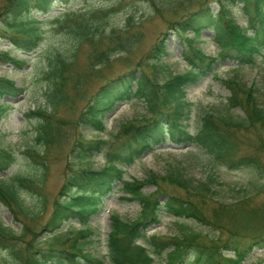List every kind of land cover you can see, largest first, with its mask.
Instances as JSON below:
<instances>
[{"label": "rangeland", "instance_id": "obj_1", "mask_svg": "<svg viewBox=\"0 0 264 264\" xmlns=\"http://www.w3.org/2000/svg\"><path fill=\"white\" fill-rule=\"evenodd\" d=\"M52 1V11L47 15L41 14V19H47L39 23L44 37L40 47L34 51H25L13 45L9 35L2 32L0 21V53L8 52L10 56L22 60L20 66L0 60V79L14 81L17 87L22 88L18 95L0 97L1 102L9 104L5 107L0 121V147L9 150L15 157V163L10 169L0 173V185L16 184L25 210L18 209L16 216L0 199V220L17 236L9 245L12 243L11 246L23 254L32 248H43L45 242L50 241L55 234L45 229V226L52 215L55 202L61 196L62 186L73 169H101L107 165L108 149L96 152L92 157L80 159L71 152L75 143L82 139L115 140L111 148L114 152V148H118L125 140L123 136L117 139L125 124L152 116L147 104L139 99L119 100L105 113V130H95L82 123L80 115L94 101L96 92L110 79L136 67L144 68L152 78L161 83L172 74L189 71L191 66L184 56L186 51H191L190 44L175 29L174 22L206 2L210 3L215 12L220 5L216 0H167L166 3L155 0L156 6H159V10H156L152 0ZM244 5L236 2L229 7L230 17L243 25L247 22L249 12L255 8V1L251 0L249 10ZM74 7L112 10V18L109 20L112 25L106 27L107 32L114 27L119 31L116 28L122 27L129 14H132L137 22L136 26L129 28L127 33L122 31L121 36L116 35V40L125 39L130 36L129 33H134L136 38L131 37L133 47L129 50L106 40L97 47V51L91 45H80L77 50L75 79L69 81L64 93L66 99L53 113L54 105L48 98L49 88L45 75L47 55L49 50L68 51L76 47V34L70 33L67 27L57 26L58 17L67 8ZM187 36L193 38L191 32ZM160 39H165L168 55L160 62H155L157 64L154 67L146 58ZM191 45L203 56L217 58L218 61L214 71L187 88L192 112L185 123L191 133L200 129L205 112L230 115L235 120H241L245 116L241 106L227 109L228 97L231 95L228 79L237 78L246 89L251 88L253 97L264 108V51L256 57L254 63L239 65L233 58L222 57L215 33L209 28H205L202 35L195 38ZM106 53L108 62L98 64L101 54ZM93 61L95 64L91 68ZM39 108L52 114L55 127L59 128L55 134L57 141L54 145H44L37 140L38 125L43 118L33 111ZM229 132L237 143V155H256L264 167V128L230 129ZM150 172L165 177L159 182L162 192L192 196L200 199L199 201L203 199V209L211 219L213 207L220 211L218 224L222 225V229L219 231L215 226L204 225L190 218L175 217L162 211L158 223L146 224L149 226L146 228L147 236L160 239L191 237L193 240H185V245L191 244L192 247L186 252L184 262L193 259L201 248L211 245L212 241L222 247L228 238L235 237L240 241L241 248L247 247L248 251L246 257L235 264H264V246L252 239L256 235L264 238V173L259 175L251 167L231 168L216 162L196 144H177L172 141L156 146L134 163L124 167V177L129 181L147 178ZM171 174H179L186 182V188L171 183ZM17 176L28 179L27 183L32 180L31 187L19 185L16 182ZM142 190L152 200L157 186L149 183L143 185ZM244 195L246 199H242ZM246 200L249 203L241 204L247 206L246 208L230 215L237 201L244 203ZM113 216L129 222L142 217V203L122 190L121 184L103 198L101 207L90 217V226L72 219L65 222L56 234L61 243L68 239L62 247L70 248L76 242L84 252L112 263L109 234ZM136 242L145 245L143 240ZM9 248L0 246V264H20L19 259L11 255ZM222 248L226 258L235 259L234 252ZM165 256L166 254L156 257L153 264H166ZM231 260L223 264H234Z\"/></svg>", "mask_w": 264, "mask_h": 264}, {"label": "trees", "instance_id": "obj_2", "mask_svg": "<svg viewBox=\"0 0 264 264\" xmlns=\"http://www.w3.org/2000/svg\"><path fill=\"white\" fill-rule=\"evenodd\" d=\"M161 1L167 2V0ZM216 1L220 4L217 12L213 10L209 2H206L197 10L174 22L175 29L190 44L191 51H186L184 56L191 66L189 71L172 74L161 83L152 78L144 68L130 69L104 83L96 92L94 101H91L81 112L80 121L99 131L105 130V113L111 110L119 100L139 99L147 104L148 111L152 114L150 118L144 117L139 121L125 124L120 131V136L117 137L119 139L123 136L125 140L118 148H114V152L111 148L115 140L82 139L75 143L71 152L80 159L92 157L94 153L108 149L107 165L101 169H73L62 186L61 196L55 202L52 215L45 226V229L55 234L65 222L72 219H77L83 225L90 226V217L101 207L103 198L113 192L118 184H121L122 190L130 193L133 198L142 203V217L129 222L113 216L112 230L109 234L112 263L84 252L76 242L70 248L62 247L68 239L61 243L57 234H54L50 241H46L43 248H32L23 254L17 248L12 247V243L9 245L11 240L17 236L0 220V246L10 247L11 255L19 259L20 264H47L48 262L56 264H153L156 257H162L163 254H166V264H223L231 259L224 256L222 247L234 252L235 259L231 260L234 264L246 257L247 247L242 249L240 241L233 237L228 238L222 247L212 241L211 245L201 248L193 259L184 262L186 252L192 247L191 244V246L185 245V240L193 239L191 237L160 239L156 236H147L148 225L158 223L161 220V214L165 212L175 217L190 218L204 225L215 226L220 231L222 229V225L218 224L220 211L213 207L214 213L211 219L203 209V199L199 201L200 199L192 196L162 192L159 182L165 177H159L155 172H150L147 178L142 180L129 181L124 177L125 166L134 163L147 151L168 141L177 144H196L216 162L226 164L231 168L251 167L259 175L264 173V167L256 155H237V143L229 132L230 129L264 128V108L253 97V90L246 89L237 78L227 80V85L231 90L227 109L241 106L245 114L241 120H235L230 115L205 112L200 129L196 133H191L185 123L192 112V104L187 98V88L197 84L203 76L214 71L218 65L217 58H207L191 45L195 38L202 35L205 28L214 31L215 40L221 47L222 57L233 58L239 65L254 63L256 57L264 51V0H254L255 8L249 12L244 25L230 17L229 7L235 5L236 2H242L245 4V9L249 10L251 0ZM52 2V0H0L2 32L7 33L10 42L22 50L30 52L38 49L44 37L39 23L47 20L41 19V14L47 15L52 11ZM152 2L154 6L157 5L155 0ZM156 7V10H159V6ZM111 11L104 8L74 7L67 8L61 17H58L57 26L67 27L70 33L76 34L77 44L75 48L68 51L49 50L47 55L48 65L45 75L49 88L48 98L54 105L53 113L56 112L57 106L66 99L64 93L69 81L75 79L77 50L80 45H91L97 51V47L99 48L106 40L123 46V49L129 50L133 47L131 37H135L134 33H129L130 36L122 38L121 41L116 40V35L121 36L122 31L127 33L129 28L136 26L134 15L129 14L126 23L116 28L119 31H116L113 26L112 31L107 32L106 27L112 25L109 24L112 18ZM188 32L192 33L193 38L187 36ZM101 55L102 58L100 57L98 64L108 62V53ZM105 55L106 59H104ZM167 55L165 39H160L150 49L146 59L156 67L155 62H160ZM0 60L17 66L22 63V60L10 56L8 52L0 53ZM94 64L95 61L92 62L91 68ZM138 70L141 71L138 72ZM21 91L22 88L17 87L14 81L0 79V97L18 95ZM8 105L0 101V121ZM33 113L43 118L38 125L37 140L44 145H54L57 141L55 134L59 128L55 127L53 115L42 108ZM14 163V154L0 147V173L8 171ZM169 178L171 183L186 188V182L179 174H171ZM16 182L21 186L31 187L33 181L30 180L27 183L28 179L17 176ZM148 182L157 186L156 195L152 200L150 195H146L142 190L143 185L149 184ZM0 199L16 216L18 209L25 212L16 184L0 185ZM242 199H246V196L244 195ZM246 203H249L248 200L244 203L237 201L230 215L246 208L247 206L241 205ZM147 223L149 224L146 225ZM252 239L256 241L255 243L264 246L262 236L256 235ZM140 240H143L145 245L136 242Z\"/></svg>", "mask_w": 264, "mask_h": 264}]
</instances>
